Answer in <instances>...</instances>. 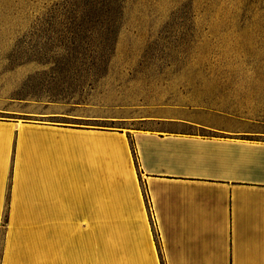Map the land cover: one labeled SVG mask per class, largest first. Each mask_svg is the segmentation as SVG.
<instances>
[{
	"label": "crops",
	"instance_id": "obj_1",
	"mask_svg": "<svg viewBox=\"0 0 264 264\" xmlns=\"http://www.w3.org/2000/svg\"><path fill=\"white\" fill-rule=\"evenodd\" d=\"M57 106L0 119V264H264V127Z\"/></svg>",
	"mask_w": 264,
	"mask_h": 264
},
{
	"label": "rangeland",
	"instance_id": "obj_2",
	"mask_svg": "<svg viewBox=\"0 0 264 264\" xmlns=\"http://www.w3.org/2000/svg\"><path fill=\"white\" fill-rule=\"evenodd\" d=\"M49 105L112 132L167 112L264 127V0H0V119Z\"/></svg>",
	"mask_w": 264,
	"mask_h": 264
},
{
	"label": "trees",
	"instance_id": "obj_3",
	"mask_svg": "<svg viewBox=\"0 0 264 264\" xmlns=\"http://www.w3.org/2000/svg\"><path fill=\"white\" fill-rule=\"evenodd\" d=\"M133 155H134V150H133Z\"/></svg>",
	"mask_w": 264,
	"mask_h": 264
}]
</instances>
